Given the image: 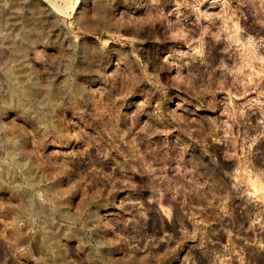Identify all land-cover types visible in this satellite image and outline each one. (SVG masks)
I'll list each match as a JSON object with an SVG mask.
<instances>
[{
    "label": "rangeland",
    "instance_id": "1",
    "mask_svg": "<svg viewBox=\"0 0 264 264\" xmlns=\"http://www.w3.org/2000/svg\"><path fill=\"white\" fill-rule=\"evenodd\" d=\"M0 264H264V0H0Z\"/></svg>",
    "mask_w": 264,
    "mask_h": 264
},
{
    "label": "bare ground",
    "instance_id": "2",
    "mask_svg": "<svg viewBox=\"0 0 264 264\" xmlns=\"http://www.w3.org/2000/svg\"><path fill=\"white\" fill-rule=\"evenodd\" d=\"M254 49V48H253ZM249 50V49H248ZM255 50V49H254ZM253 54V53H252ZM248 56V55H247ZM250 56V55H249ZM258 56V55H257ZM248 58V57H247ZM252 58H253V55H252ZM244 62V61H243ZM243 65H245L244 63H243Z\"/></svg>",
    "mask_w": 264,
    "mask_h": 264
}]
</instances>
